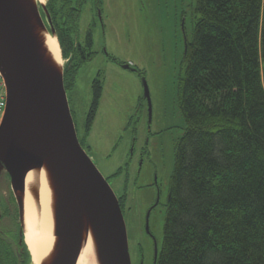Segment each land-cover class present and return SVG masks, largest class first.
Instances as JSON below:
<instances>
[{
    "label": "trees",
    "instance_id": "trees-1",
    "mask_svg": "<svg viewBox=\"0 0 264 264\" xmlns=\"http://www.w3.org/2000/svg\"><path fill=\"white\" fill-rule=\"evenodd\" d=\"M71 5L47 6L69 60L67 92L89 61L69 59L78 22ZM196 13L179 85L186 127L156 264H264V0H197ZM90 38L83 49L92 48ZM92 88L89 125L102 95L98 77ZM23 249V264H31ZM15 253L7 264H18Z\"/></svg>",
    "mask_w": 264,
    "mask_h": 264
},
{
    "label": "rangeland",
    "instance_id": "rangeland-1",
    "mask_svg": "<svg viewBox=\"0 0 264 264\" xmlns=\"http://www.w3.org/2000/svg\"><path fill=\"white\" fill-rule=\"evenodd\" d=\"M52 1L46 0V5ZM196 5L197 0H105L103 30L92 25L95 16L90 12L92 4L87 3L76 33L82 43L90 26L93 28L92 50L96 55L80 68L75 86L67 92L69 104L84 150L115 194L125 196L132 264H155V243L158 251L163 244L175 145L186 127L179 85L185 71L186 42L192 39L197 18ZM63 59L65 68L69 60ZM97 77L103 89L89 125L92 84ZM155 175L161 202L152 214L154 236L149 238L144 217L155 200ZM1 200L6 215L17 220L16 197L5 175L0 180ZM10 205L14 216L7 209Z\"/></svg>",
    "mask_w": 264,
    "mask_h": 264
},
{
    "label": "water",
    "instance_id": "water-1",
    "mask_svg": "<svg viewBox=\"0 0 264 264\" xmlns=\"http://www.w3.org/2000/svg\"><path fill=\"white\" fill-rule=\"evenodd\" d=\"M37 29L58 39L46 3L0 0V73L7 89L0 125V180L4 174L10 178L23 241L26 244L22 201L26 176L46 170L56 199L55 244L49 264H76L89 234L102 264H132L119 198L78 138L64 66L57 68L47 58ZM143 85L151 103L145 79ZM158 255L155 243V264Z\"/></svg>",
    "mask_w": 264,
    "mask_h": 264
},
{
    "label": "bare ground",
    "instance_id": "bare-ground-1",
    "mask_svg": "<svg viewBox=\"0 0 264 264\" xmlns=\"http://www.w3.org/2000/svg\"><path fill=\"white\" fill-rule=\"evenodd\" d=\"M36 1L46 3V0ZM36 34L46 50L47 58L57 68H63L64 59L58 39L41 29H37ZM22 201L25 239L31 264H49L55 244L56 199L48 171L33 170L27 174ZM76 264H102L92 234L85 236Z\"/></svg>",
    "mask_w": 264,
    "mask_h": 264
},
{
    "label": "flooded vegetation",
    "instance_id": "flooded-vegetation-1",
    "mask_svg": "<svg viewBox=\"0 0 264 264\" xmlns=\"http://www.w3.org/2000/svg\"><path fill=\"white\" fill-rule=\"evenodd\" d=\"M58 1H61V0H58ZM71 3H72V5L70 6V10L71 9L73 10L71 12V14L73 13V16L71 18H74L75 16H77V19H78L76 29H78V26H79L80 20H81V16L83 14L84 7L87 3L92 4V7L90 8V12L94 13V16H95L94 21L92 22V25H96V27L100 26V28H102V29L104 28V21H103L102 14L104 12L105 0H71ZM92 29L90 26V28L87 31L86 37L84 39V42H86L90 36H91L90 39H92V41H93V35H92L93 30ZM76 33H77V30H76ZM75 36H76V40H77V38H78L77 34H75ZM84 42L81 43V42L76 41L74 43L73 48H72V52L69 56V59L70 58L73 59L75 57H78L80 60H83V61H85V60L90 61V60L94 59L96 52H94L92 50L93 47L91 49H89L88 47L85 46L86 49L85 48L83 49L82 45L83 46L85 45ZM187 42H186V47H187ZM102 52H104V54L108 58L106 50L102 48ZM121 66L124 67L123 65H121ZM128 68H130V67H128ZM149 105H151V103H149ZM72 114L74 117L73 112H72ZM4 175H5V177L7 176L9 178V176L7 174H4ZM158 181H159L158 177H157V175H155L154 184H153L154 190L156 191V195L154 198L155 200L150 206H148L145 217H144V231L146 232V234L149 238H153V236H154L152 229H151V221H152L151 217H152L154 210L156 209V207L161 202V190H160V185H159ZM118 198H119V202H120L123 214H124L125 196H121ZM1 201H0L1 202V204H0L1 205L0 206V264H7V260H9V259L12 260V258L10 257L11 253L14 254L16 252L17 254L16 253L15 254L17 255V257L19 254L22 257L23 252H24V249H23L24 236L21 235L22 228H21V224H20V219L17 218V220H16L15 218H10L9 216H7L6 215V208L3 204V200H1ZM7 209L13 215V212H12L13 210L11 208V205L8 206ZM18 217H19V214H18ZM147 223H148V228H147ZM21 250H23V251H21ZM17 259H18V264H19V257ZM22 264H23V258H22Z\"/></svg>",
    "mask_w": 264,
    "mask_h": 264
},
{
    "label": "built area",
    "instance_id": "built-area-1",
    "mask_svg": "<svg viewBox=\"0 0 264 264\" xmlns=\"http://www.w3.org/2000/svg\"><path fill=\"white\" fill-rule=\"evenodd\" d=\"M7 107V89L3 76L0 73V125L3 121Z\"/></svg>",
    "mask_w": 264,
    "mask_h": 264
}]
</instances>
